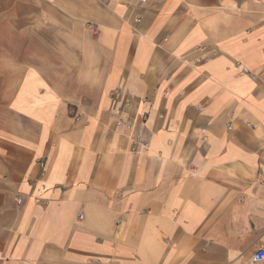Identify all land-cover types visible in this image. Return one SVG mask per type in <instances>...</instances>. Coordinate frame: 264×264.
Instances as JSON below:
<instances>
[{
  "label": "crops",
  "instance_id": "1",
  "mask_svg": "<svg viewBox=\"0 0 264 264\" xmlns=\"http://www.w3.org/2000/svg\"><path fill=\"white\" fill-rule=\"evenodd\" d=\"M261 246L264 0H0V264Z\"/></svg>",
  "mask_w": 264,
  "mask_h": 264
},
{
  "label": "built area",
  "instance_id": "2",
  "mask_svg": "<svg viewBox=\"0 0 264 264\" xmlns=\"http://www.w3.org/2000/svg\"><path fill=\"white\" fill-rule=\"evenodd\" d=\"M140 2H143L144 0H139ZM242 71H247L246 68H243ZM75 118H77V115H74ZM122 120L118 119L116 121V124L120 125L122 124ZM128 128H130L129 124H126ZM131 140L133 144H136L140 142V138L136 134H132ZM146 146V144H144ZM40 165L43 166V163L41 162ZM16 203L19 205L22 203V198L20 196L16 197ZM81 217V215L79 216ZM244 264H264V246L259 247L258 249L255 250L253 255L246 261Z\"/></svg>",
  "mask_w": 264,
  "mask_h": 264
}]
</instances>
